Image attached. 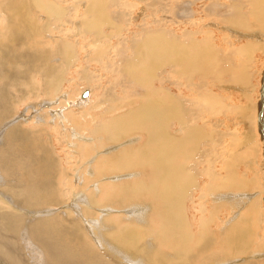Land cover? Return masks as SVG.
<instances>
[{"label": "rangeland", "instance_id": "374dc122", "mask_svg": "<svg viewBox=\"0 0 264 264\" xmlns=\"http://www.w3.org/2000/svg\"><path fill=\"white\" fill-rule=\"evenodd\" d=\"M26 1L27 0H0V11H3L0 15V45L7 44V42L5 41L7 35L12 33H20L23 34L26 39H30L23 41V45L20 49L21 51L19 52V54L22 51L30 52L31 54H37L38 52H41L45 49L46 51L48 50L46 53V55H48L54 53V51L57 52V50L61 47L63 48V50L66 49L65 51L58 53L54 59H52L51 57V61H55H53L54 64H57V62L58 64L62 63V65H60L59 67V74L61 75V77L58 82L59 86L57 91L55 89H51V91H48V93L39 92L38 88L41 86L40 71L29 74L31 76L27 78L28 82H26L29 84L21 85H26L24 86L25 88L21 87V90H18L16 87V83L11 84L9 88V91L12 92V94L14 93L13 95L17 100V102L12 103V108L13 112L16 110L17 113L15 115L16 117L19 116L18 120L23 119L21 114H26L27 117H31L32 115H34L33 113H38L35 112L36 109H31V106L36 108L37 106L42 105L43 107L42 112L40 111L42 122H40L38 125L31 123H22V126L27 129L30 128L29 130L32 129L31 135L33 137L34 135H37L39 137L47 138L48 140L50 138L54 143L53 144L51 142H48L46 144L50 145L48 146L50 149L54 147L52 148V150H50L53 151V153H50L52 155L55 154L53 155L54 159L60 164L64 165V167L66 168L65 170L69 179V187H66L71 191V198L69 197V195H66L65 201L60 204L61 208L59 207V205L55 206L56 211L63 212L64 208L69 205V203L70 205L75 203L73 204L74 207L69 208L70 213L75 217H79L80 225L86 227L84 222H87L89 227L88 230H86L88 233L90 232L89 235L93 238L95 242L93 243L95 244V246L98 245V242L96 241H98L99 239L95 233V230L98 227H96V225L94 224L96 220L94 222L92 221L94 219L91 218L97 219L100 216L99 214L103 215L102 221L105 220L101 225L102 228L106 226L107 228L109 227V229H116V231L122 232V234L134 233L133 237H136L139 240L145 239L146 241H148L149 238L151 239L149 235L154 236V240L157 243L158 249L163 248L165 250H172L174 245L181 244L176 240H179L181 238V236L179 237L177 233H181L182 230H178L175 226V219L173 214L170 211H164L165 207L163 206V202H160L161 199L159 198V195L157 196V198H155L153 193H149L148 191L142 193L143 196L141 194L134 195L135 191H137L135 190L134 193L132 192L131 194L130 192H124V196L123 198H121L122 195L120 196V194H116V191L112 193L109 182H106L107 180H104L105 178H112L113 176L117 175L120 176V180H114L117 183L124 182L131 178H136L137 182H147L148 180V183H150L153 180L152 176L154 177L155 172L163 174V171H161L160 169H154V171H152L148 163H143L141 166L136 165L133 167V169L127 170L123 173H110V169H108L102 175H100V177L102 178L98 179L99 181L95 179V174H90L89 172L87 173V171H84L87 167L88 156H90L94 152L92 151L93 149L88 147V144L86 142L89 140V138L92 137V128H95L98 123L100 124V127L99 129L97 128V131L105 135V138L108 137V134H110L109 137H116V142L118 143L111 141L98 143L96 142L98 141L96 140V138L94 141H91L97 144H103L102 147H104V151L102 152L106 154L105 157H108L107 160L106 158H102L104 156L98 157L102 159H99L96 162L97 169L100 168L99 166L104 165L105 161H115V159L122 160L118 157L124 155L128 156H126V158L137 160L135 157L136 154L139 153L138 150L147 148V137L144 135V130L135 131L137 121L138 119H140L139 111L145 107L155 108L157 110V114L155 116V121L152 117L150 130L152 134L155 135L154 142H156V145L161 146L162 148L170 149V152L167 153V156H169L168 159H171L168 160V164L169 162L171 164H169L170 168L167 172V174L169 175L167 178L171 179L168 181V188L171 190L178 184L177 180H179V176L175 174L176 172L171 171L172 167L175 168V166L178 164L181 165V163H188L189 165L187 164L188 166L186 169L190 168L191 171H189V174H191V178H193V182L190 180L191 185L193 186L192 190H190L189 184L186 187L187 189L184 187L181 188V202L178 203L175 201H169L168 203V208L172 207L175 211L176 209H180L181 215L185 217L184 223L185 220L188 223H186V226L189 240L181 245L184 246V251L186 252L190 249L195 248L194 254L196 255V258L191 263L201 264V260L204 257L203 253H205L207 257L209 256V261L211 260L209 258H216L219 256L218 254H221L224 255V259L228 256H241L236 259L238 260V263L236 264H245L249 260L257 264H264V0H39V2L35 5L36 9H34L32 4L30 3V10L27 11V13L26 11L23 13L22 7H24ZM229 1L231 3H229ZM75 3L77 4V6L72 7L73 5H75ZM51 4H56V7H54L56 10V15L50 12L47 14V19L44 20L42 14H46L45 9H51L53 7ZM15 10H19V13L12 16ZM87 10L89 12L84 14ZM21 13H23L24 15L19 16V14ZM92 13L96 14L97 18H95V15L93 16ZM60 14H62L61 17H59ZM115 14L119 16H116ZM10 16L12 17V19H10ZM38 16H40V19L38 18ZM254 16H256L257 19H254ZM93 17L94 20L92 19ZM104 18H107V22L103 21L106 20ZM108 18L112 19H109L108 21ZM239 18H241L242 20H239ZM133 19L136 21H134ZM124 20L127 24L124 23ZM98 21H100L101 23ZM89 22L91 25H89ZM97 22L99 23V25ZM76 23L77 25L79 23L80 24L77 26ZM93 23L94 26L92 25ZM105 24L107 26H105ZM109 24H113L111 25L112 27L108 26ZM235 24L237 32L241 31V35L233 33L230 29V27H232L236 30ZM226 25L230 30L226 28ZM96 26L100 30L98 34H96L99 31ZM118 26L120 27L119 29ZM39 28H41V31H39ZM89 29L92 32L94 31L93 34ZM107 33L109 34V36H107ZM83 34L85 37L83 36ZM92 36L93 38L91 39ZM160 38L163 39L162 42ZM152 45H154L152 52L155 51L154 53L159 55L154 59L149 58V53H142L144 48H151ZM189 45L191 46V48ZM249 45L251 47L250 52L252 51L251 53H253V56L249 58L248 61H246L243 59L242 55L245 51L243 48ZM183 49L185 51H183ZM172 51L173 53H171ZM161 52L165 54L164 57ZM238 53L240 56L238 55ZM137 54L139 57L137 56ZM165 58L167 59L166 61L163 60ZM195 58L197 60L193 61L192 59ZM221 60H223V62ZM178 61L180 62L178 63ZM196 62L199 63V70L210 68L209 70L211 71L218 70V73L222 72V79H219V81L222 82H215L212 84V82H214L213 78H205L203 80L199 79L200 77L198 72L192 73L193 78L190 80L189 76L191 74L184 75L182 72H191V67ZM149 63L151 66L149 65ZM162 63L165 64L164 67H162ZM244 63L251 69L249 73H244V76L241 75L240 80V78H237L239 76L235 74L233 69H236V67L237 70L241 68L244 72V70H246V67L242 65ZM14 66L15 68H17L19 64L15 63ZM145 68H148V70L150 71L152 69L151 76L142 77L145 74L142 69ZM133 69L136 70H134L133 72ZM137 73L139 76L137 75ZM141 73L142 76H140ZM135 74L136 76L134 77ZM137 76L138 78H141L138 79ZM117 77H119V79ZM132 77L134 78V80L132 79ZM231 77H234L233 79H231V81L233 82L237 78V81H235L236 83H230L229 78ZM223 78L225 80H228H226L227 82L224 81L225 84L223 82ZM243 79L248 82L245 83ZM48 80L51 81V77H48L47 81ZM121 80L122 82H120ZM198 80L199 82L202 81V83L204 81V85H200L202 89H198L196 86V82ZM123 81L126 82L123 83ZM134 82L136 83L135 85ZM1 83H3V81L0 80V84ZM217 84H219L220 86H217ZM243 86L246 88H244ZM248 86L249 88H247ZM127 87L129 89H127ZM146 87L150 88L146 89ZM158 87H160L161 89ZM205 87L211 89L214 92V100L202 94ZM83 89L88 90V95L90 94V97H80V94L84 91ZM161 90H163V92ZM247 90H249L248 92L250 94L248 93V95L246 94L247 96H244V92H246ZM22 92H25L24 96L22 95ZM60 92H68L66 93V96L69 99H78V97H80L79 99H81L80 101H82L83 104H81L80 106L75 105L70 109H66L64 103L62 102L63 100L59 98L61 97L59 96ZM146 92L147 94H145ZM106 93H108L107 96H114L119 99L115 102H107L106 106L108 105V107H112V109L105 113H102L103 107H101L100 109L98 108L96 111L89 110L94 106L95 98L98 95L106 96ZM149 94H153L154 97H151V95ZM138 95H140V97H138ZM156 95H161V97H157ZM133 97L135 99L134 101H132L133 99H131ZM245 97L247 99H245ZM128 98L132 101V103L129 102L130 100ZM45 99L52 100L53 103L51 105L55 107L59 115L61 114L60 117L55 116L54 114H51L52 117L50 116V106L45 107L43 105L44 102H46L44 101ZM84 101L86 105L84 104ZM16 103L18 104L16 105ZM169 104L173 107L171 115L168 113L167 109L169 108ZM28 105H30V107ZM24 106L26 107L25 109L23 108ZM149 111L151 112V114H153V111ZM86 112L89 114V117L88 115H86ZM173 112L175 115L173 114ZM124 114L127 116H124ZM20 116L22 118H20ZM43 116H46L47 118L45 119ZM49 117H51L53 120ZM181 117L182 119L183 117L186 118L183 119L186 120V124H184V126L187 124L191 125L192 123H195L196 125H199L201 127L199 130L195 128V132H198V135L200 137V140H197L196 143H190L191 141L190 138H188V131H185L186 129L182 126V124H178L179 122H183V120L181 121ZM103 119H106L107 122L106 120H104L103 122ZM65 120L67 122H65ZM108 120H110L109 123L114 122V125L109 124ZM122 120L124 122H122ZM156 120L160 124H162L163 134H165L170 139L164 141L161 138L160 134L162 131L158 132L157 124H155L157 122ZM120 121L123 123L124 131H121L123 129H120V127L122 128V123ZM126 122L129 127L128 129L126 128ZM132 123L134 124L132 125ZM93 124L95 127L93 126ZM48 126L51 127H49L51 130L47 128ZM112 127L115 128L113 129ZM55 130H57V133ZM75 130L77 132H75ZM114 131H119L117 133L118 136H116L117 134H115L116 132L114 133ZM170 131L173 132L170 133ZM46 133L47 135H51L47 136ZM203 133H206V135L204 134L205 137L203 136ZM80 135H82L83 137H81ZM79 137L82 139H80ZM117 137L119 138L117 139ZM182 137L183 140L181 142ZM124 142L128 143L121 145V143ZM113 144L116 147H114ZM81 147L85 148L82 149ZM111 147L114 148L112 149ZM117 149L119 150L117 151ZM107 150H109V152ZM111 151L113 154L111 153ZM76 155L79 157H77ZM94 155L92 157H96V154ZM151 158L152 157H150L149 159L152 160L153 158ZM207 159L209 160L207 161ZM231 161L235 163H232ZM80 169H82V171H80ZM128 172H130L129 175ZM135 172L140 173L137 174ZM169 172H172L173 174H170ZM86 174L87 176L92 178V184L90 185L88 183V186L85 185L83 187L81 185L83 184L84 180L88 182ZM226 176L229 180L226 178ZM223 178H225L226 180H224ZM101 181L105 182H102V184L99 185ZM230 181L232 182V185L230 184ZM95 182H97V184L100 186L98 187V193L95 200L97 202H99L98 200H100L104 204L103 200L106 199V203L103 205V207L105 206L109 209L112 208L111 210L106 212L107 215L104 214L103 210H101V208H103L102 206L100 207L92 205V203H87L86 198H84V196L87 197L88 195H90L91 188L87 193L88 187H92ZM221 182H224L227 186L223 187L224 184ZM214 185L220 186L217 195L215 194V190L211 189V187H214ZM147 190H149V187ZM95 192H97V190ZM243 193H245V195H243ZM98 194L103 196H100L101 198H99L97 197ZM229 194H231V196ZM222 195H224V197ZM246 195H250L252 198H249L247 200L248 197ZM258 195L259 197H261L260 199ZM77 197H80V199L76 200ZM216 200L220 201L217 202ZM256 200L260 201L261 203L257 202ZM132 204L139 205V210H134V212H131L134 209V206H132ZM231 205H233L234 207H231ZM86 208H89L90 211L92 210V214L89 213L91 217L85 214V216H81L80 213H77L78 211L83 212V210H86ZM44 209L47 210L48 208ZM140 210L144 211L137 218L136 214ZM152 210L154 213L152 212ZM75 211L76 213H74ZM43 212L44 211L42 210L39 213ZM141 216L145 218L147 222L141 223L139 221ZM84 217L85 219H83ZM231 217L235 218L232 219ZM201 221L202 224H200ZM206 228H208L207 231H205ZM147 229L151 230V234L146 233ZM183 232L186 233V230H184ZM106 235H108V233H106ZM242 235H246V240H250L247 242L249 243L248 245L250 248H248L244 254H241L239 250L240 248L237 247L235 250L236 254L230 255V250L223 246V244L226 243L225 240H227L228 238V240H239V237H242ZM168 238L170 241L165 242V239ZM198 240H213V244L211 245L212 247L210 246L208 252L207 250L202 252V241ZM18 241L20 244L23 242L22 240L21 242L20 240ZM16 243L17 247H19L20 249H18L17 247L14 248L13 246L12 251L18 257H20V261L23 260L21 261V263L23 262L22 264H34V262H36L35 264H37V261L39 259V261L42 262L41 257L38 254L39 250L34 244L33 245L37 249V252L33 254L29 246H26L27 243L23 242V244L25 245L24 246L23 244H21L23 245V247L18 244V242ZM98 246L100 247V245ZM101 246L104 247L103 245ZM18 250H21V252H23V255L18 252ZM27 253L31 258H33V260L29 256L27 257ZM210 253H212L213 255ZM214 253L218 256H215ZM245 256L249 258L247 259ZM35 257L37 261L34 259ZM3 259L4 258L0 256V264H8V262ZM24 259L27 260L25 261ZM39 261L38 264H41V262ZM116 261L118 263L124 264L121 255L117 256ZM205 261L208 263L207 260ZM125 263H129V260H127L126 258Z\"/></svg>", "mask_w": 264, "mask_h": 264}, {"label": "bare ground", "instance_id": "6f19581e", "mask_svg": "<svg viewBox=\"0 0 264 264\" xmlns=\"http://www.w3.org/2000/svg\"><path fill=\"white\" fill-rule=\"evenodd\" d=\"M39 0H27L24 4V7H22V11L23 13L26 11L30 10V3L32 4L33 8L36 9V3H38ZM199 2V1H198ZM218 2V1H217ZM240 2V1H239ZM62 3V2H61ZM78 3V2H76ZM75 3V5H73L72 7H76L77 4ZM150 3V2H149ZM229 3H231L229 1ZM228 3V5H229ZM233 3V2H232ZM253 3V2H251ZM60 4V3H59ZM166 4V3H165ZM240 4V3H239ZM43 5V4H42ZM53 7L51 9L47 8L45 9L46 14H42L44 17V20L47 19V14L48 13H53L54 15H56V10L54 7H56V4L53 5L51 4ZM84 5V4H83ZM180 5V4H179ZM90 6V5H89ZM116 6V5H115ZM9 7V6H8ZM50 7V6H49ZM64 7V6H63ZM68 7V5H67ZM84 7V6H83ZM82 7V8H83ZM202 7V6H201ZM6 8V7H5ZM10 8V7H9ZM89 8V7H88ZM93 8V7H92ZM154 8V7H153ZM221 8V7H220ZM241 8V7H240ZM11 9V8H10ZM159 9V8H158ZM179 9V8H178ZM14 10V9H13ZM253 11V10H252ZM3 11H0V15ZM89 11L87 10L84 14L88 13ZM96 12V11H93ZM19 10H15L14 13L12 14H18ZM21 13L19 14V16H23L24 14ZM68 13V12H67ZM154 13V12H153ZM163 13V12H162ZM216 13V12H215ZM71 14V13H70ZM69 14V15H70ZM93 14V13H92ZM121 14V13H120ZM218 14V13H217ZM216 14V15H217ZM27 15V14H26ZM95 15V16H94ZM109 15V14H108ZM116 15V14H115ZM258 15V14H257ZM263 15V14H262ZM28 16V15H27ZM62 14L59 15V17H61ZM91 16V15H90ZM93 16L95 18L96 14H93ZM98 16V15H97ZM101 16V15H100ZM110 16V15H109ZM119 16V15H116ZM238 16V15H237ZM11 17V16H10ZM94 17L92 18L94 20ZM105 17V16H104ZM108 17V16H107ZM112 17V15H111ZM211 17V16H209ZM254 19H257L256 16H254ZM260 17V16H259ZM38 18L40 19V16H38ZM119 18V17H118ZM121 18V17H120ZM201 18V17H200ZM213 18V17H212ZM219 18V17H218ZM12 19V17L10 18ZM91 19V18H90ZM91 19V20H92ZM103 19V17H102ZM106 20H103L104 22H107V18H104ZM109 19L112 18H108ZM123 19V18H122ZM127 19V18H126ZM131 19V18H130ZM216 19V18H215ZM230 19V18H229ZM241 18H239L240 20ZM89 20V19H88ZM96 20V19H95ZM134 20V19H133ZM234 20V19H233ZM242 20V19H241ZM245 20V18H244ZM263 20V19H262ZM261 20V21H262ZM113 21V20H110ZM120 21V20H119ZM129 21V20H128ZM136 21V20H134ZM133 21V22H134ZM142 21V20H141ZM208 21V20H207ZM226 21V20H225ZM95 22V21H94ZM100 22V21H98ZM97 22V23H98ZM115 22V21H114ZM121 22V21H120ZM127 22V21H126ZM153 22V21H152ZM101 23V22H100ZM109 23V22H108ZM107 23V24H108ZM123 23V22H122ZM125 23V20H124ZM40 24V23H39ZM72 24V23H71ZM80 24V23H79ZM78 24V25H79ZM117 24V23H116ZM127 24V23H125ZM129 24V23H128ZM77 25V23H76ZM75 25V26H76ZM77 25V26H78ZM89 25L90 22H89ZM88 25V26H89ZM94 26V23L92 24ZM99 25V23H98ZM104 25V24H103ZM113 25V24H111ZM110 24L108 26H111ZM121 25V24H120ZM135 25V24H134ZM138 25V24H137ZM76 26V27H77ZM105 26H107L105 24ZM115 26V25H114ZM124 26V25H123ZM130 26V25H129ZM140 26V25H139ZM229 26V25H228ZM244 26V25H243ZM39 27V26H38ZM112 27V26H111ZM110 27V28H111ZM117 27V25H116ZM141 27V26H140ZM139 27V28H140ZM154 27V26H153ZM201 27V26H200ZM222 27V26H221ZM82 28V27H80ZM97 28V26H96ZM120 27L118 26V29ZM143 28V27H142ZM227 28V25H226ZM229 28V27H228ZM227 28V29H228ZM235 28H236V24H235ZM256 28V27H255ZM87 29V28H85ZM91 29V26H90ZM89 29V30H90ZM95 29V28H94ZM98 29V28H97ZM96 29V31H97ZM105 29V28H104ZM116 29V28H115ZM122 29V28H121ZM149 29V28H148ZM230 29L232 30L233 33L239 34L241 35V31L237 32V28L236 30L232 27H230ZM228 29V30H230ZM239 29V28H238ZM259 29V28H258ZM93 30V29H92ZM99 30V29H98ZM113 30V28H112ZM152 30V29H151ZM150 30V31H151ZM256 30V29H255ZM39 31H41V28H39ZM91 31V30H90ZM89 31V32H90ZM95 31V32H96ZM104 31V30H103ZM108 31V30H107ZM142 31V30H141ZM144 31V30H143ZM258 31V30H257ZM83 32V31H82ZM92 32V31H91ZM94 32V31H93ZM92 32V34H93ZM100 32V30L96 33L98 34ZM121 32V31H120ZM102 33V32H101ZM100 33V35H101ZM113 33V32H112ZM117 33V32H116ZM133 33V32H132ZM137 33V32H136ZM148 33V32H147ZM231 33V32H230ZM77 34V33H76ZM85 34V32H84ZM83 34V36H84ZM103 34V33H102ZM108 34V33H107ZM131 34V33H130ZM160 34V33H159ZM120 35V34H119ZM82 36V37H83ZM109 36V34L107 35ZM121 36V35H120ZM85 37V36H84ZM95 37V36H94ZM88 38V37H87ZM93 38V36L91 37V39ZM102 38V37H101ZM105 38V37H104ZM129 38V37H128ZM138 38V36H137ZM30 38H25L23 34L20 33H12L7 35V37L5 38V41L7 42V44H1L0 45V80L3 81V83L0 84V256H2L7 262L8 264H22L21 260L20 261V257H18L13 251V246L14 248L17 247V243H19L18 240H21L26 244V246H29V248L31 249V251L33 252V254L35 252H37V249L39 250L38 254L41 257V261H39V257H38V261L41 262V264H121L118 263L116 261L117 256L121 255V257L123 258L124 264H192L191 262L193 260H195L196 255L195 253V248L188 250L187 252L184 251V246L181 244H184L187 240H189L188 238V233H187V222L185 220L184 223V219L185 217L183 215H181V210L180 209H176V211L172 208L169 207L168 208V203L169 201H175L180 203L181 202V197H182V190L181 188L184 187L186 188L189 184V188L190 190H192V185L190 180L193 182V178H191V174H189L190 168L186 169L188 165L185 163H181V165H174L175 168L172 167V172H176L175 174L177 176H179V180H177V186L173 187L171 190L168 188L167 184L168 181L171 179H168L167 177L169 176L167 174V172L169 171V164H168V159L169 156H167V153L170 152L169 148H162L161 146L156 145L155 141V135L152 134L151 130H150V124L152 121V117L155 121V116L157 114V110L155 108H149V107H145L142 108L139 111V117L140 119H138L137 121V126H136V130L135 131H141L144 130V135L147 137V148H142L141 150H138L139 153L136 154V159H131V158H126L127 155L118 157L119 159L122 160H116L115 161H105L104 165L99 166L100 168L97 169L96 167V162L102 158H106V160L108 159V157H105V153H103L102 151L104 147L103 144H97L95 142H91L94 141L95 138L96 142L100 143L103 142L105 143V141H111V142H116V137L114 138V136H110V134H108V137L105 138V135L101 134L100 132L97 131V128L99 129L100 124L98 123L96 125L95 128H92V137L89 138V140L86 142L88 144V147H90L91 149H93L92 151L93 154H91L90 156H88V162H87V167L84 171H87V173L89 172L90 174H95V179H100L102 177H100V175H102L105 171H107L108 169H110V173H123L127 170L133 169L134 166H141L143 163H148L150 169L152 171H154V169H160L161 171H163V174H159V173H154V177L152 176L153 180L148 183L146 181H141V182H137L136 178H131L129 180H126L124 182L121 183H117L114 180H120V176H113L112 178H105L104 180H107L106 182H109L110 187H111V191L112 193L116 191V194H120V196L122 195L121 198H123L124 196V192H130V194L135 190L134 195L136 194H141L148 191L149 193H153L154 197L157 198V196L159 195V198L161 199L160 202H163V206L164 211H170L175 219V226L177 227L178 230H182L181 233L178 232V236L181 238L179 241L181 244L179 245H174L172 250H165L163 248L158 249L157 247V243L154 240V236H151V239L149 238L148 241H146L145 239L143 240H139L134 236V233H127V234H122V232L116 231V229H109V227L107 228L106 226L104 228L101 227V225L103 224L102 221L103 220V215L99 214V218L95 219V218H91L94 219L92 221L96 222L94 223L96 225V227H98L95 230L96 235L98 236V245H100V247L97 245L95 246V242L93 240L92 237H90L89 233L87 232L89 225L87 224V222L85 223L84 227L83 225H80L79 222V217H75L70 213L69 208L74 207L73 204L67 205L64 208L63 212L60 211H56V207L57 205L62 204L65 199H66V195L71 194V191L69 190V188H67L66 186H68V175L66 173V168L64 167V165L60 164L59 162H57L53 155L55 154H51L53 153L52 147L51 149L48 147L50 146L49 144L46 145L48 142H52V140L49 138V140L47 138L44 137H39L37 135H34V137L31 135V130L25 128L22 126V123H31V124H36L38 125L41 121V112L43 110L42 105L37 106L36 108H34L33 106H31V109H36L35 112H38L37 114L33 113L34 115H32L31 117H27L26 114H21V116L23 117V119L18 120L19 116L16 117V110L13 112V104L17 102L16 98L14 97V93L12 94V92L9 91V88L11 86V84H15L16 83V87L18 90H21V87L25 88L24 86H21L23 84H29L26 83L28 82L27 78L30 77L31 75H29L30 73L33 74L34 72H38L40 71V77H41V86L38 88L39 92L41 93H48V91H51V89H55L57 91L58 89V82L60 80L61 75L59 74V67L60 65H62V63L58 64H54L53 61H51L52 59L55 58V56L62 52L65 51L63 50V48L61 47L60 49L57 50V52L54 51V53L52 54H48L46 55L47 51L44 49L41 52H38L37 54H31L30 52H25L22 51L20 54L19 52L21 51L20 49L22 48L23 45V41H26ZM98 39V38H96ZM156 39V38H155ZM161 39V38H160ZM249 39V38H248ZM163 39H161L162 42ZM76 41V40H75ZM105 42V41H104ZM134 42V41H133ZM231 42V41H230ZM65 43V42H64ZM103 43V42H102ZM148 43V42H147ZM156 43V42H155ZM164 43V42H163ZM162 43V44H163ZM66 44V43H65ZM97 44V43H96ZM104 44V43H103ZM106 44V43H105ZM165 44V43H164ZM241 44V43H240ZM139 45V44H138ZM150 45V44H149ZM233 45V44H232ZM95 46V45H94ZM153 46L150 47H146L143 50V54H147L149 53V58L150 59H154L155 57L159 56L158 54L154 53L155 51L152 52L153 50ZM161 46V45H159ZM188 46V45H187ZM190 46V45H189ZM195 46V45H194ZM243 46V44H242ZM157 47V46H156ZM184 47V46H183ZM259 47V46H258ZM137 48V47H135ZM191 48V46H190ZM124 49V48H123ZM198 49V48H197ZM245 51L243 52V59L248 61L249 58H251L253 56V53L250 52V45L249 46H245L243 48ZM253 49V48H252ZM125 50V49H124ZM237 50V49H236ZM235 50V51H236ZM239 50V49H238ZM257 50V49H256ZM255 50V51H256ZM98 51V50H97ZM140 51V50H139ZM183 51H185L183 49ZM187 51V50H186ZM33 52V51H32ZM124 52V51H123ZM136 52V51H135ZM163 52V51H162ZM161 52V53H162ZM173 53V51L171 52ZM242 53V52H241ZM133 54V53H132ZM142 54V55H143ZM52 55V56H50ZM69 55V54H68ZM163 57L165 54H163ZM170 55V54H169ZM239 55V53H238ZM62 56V55H61ZM130 56V55H129ZM138 56V54H137ZM144 56V55H143ZM142 56V57H143ZM240 56V55H239ZM52 57V59H51ZM60 57V56H59ZM69 57V56H68ZM131 57V56H130ZM139 57V56H138ZM162 57V56H161ZM70 58V57H69ZM136 58V56H135ZM63 59V58H60ZM122 59V58H121ZM129 60V59H128ZM135 60V59H132ZM131 60V61H132ZM141 60V59H140ZM160 60V58H159ZM164 61H166L167 59H163ZM197 60L195 59H192ZM219 60V59H218ZM243 60V61H244ZM223 62V60H221ZM251 61V60H250ZM144 62V61H143ZM149 62V61H148ZM180 61H178L179 63ZM220 62V61H219ZM18 63L19 66L17 68H15L14 64ZM126 63V62H125ZM132 63V62H131ZM134 63V62H133ZM137 63V62H136ZM151 63V62H150ZM149 63V65H150ZM246 63V62H245ZM242 64L246 67V70H243L240 68L237 70L233 69V71L235 72V74L240 78L241 75L244 76V73H249L250 69L248 65L246 64ZM65 64V63H64ZM222 64V63H220ZM224 64V63H223ZM66 65V64H65ZM137 65V64H136ZM141 65V64H140ZM241 65V64H240ZM118 66V65H117ZM151 66V65H150ZM165 64L162 63V67H164ZM228 66V65H227ZM136 67V66H135ZM139 67V65H138ZM221 67V66H220ZM239 67V66H238ZM174 68V67H173ZM172 68V69H173ZM191 72H182L184 75H190L189 79L191 80L193 78L192 73L194 72H198L199 73V79H205V78H213L214 82H222L219 81V79L221 78V74L222 72L218 73V70H209V69H200L199 70V63L196 62L192 67H191ZM226 68V66H225ZM234 68V67H233ZM125 70V69H124ZM136 69H133V72ZM141 70V67H140ZM144 71V74L142 76V73L140 76L144 77H148L152 75V69L151 71L148 70V68L146 69H142ZM163 70V69H162ZM222 70V69H221ZM229 70V69H228ZM92 71V70H91ZM211 71V72H210ZM231 71V70H230ZM142 72V71H141ZM125 73V72H124ZM127 73V72H126ZM133 74V73H132ZM63 75V74H62ZM94 75V74H93ZM138 75V73H137ZM225 75V74H224ZM233 75V74H232ZM231 75V76H232ZM235 75V76H236ZM35 76V75H34ZM37 76V75H36ZM132 76V75H131ZM136 76V74L134 75V77ZM139 76V75H138ZM137 76V78H138ZM230 76V75H229ZM234 76V77H235ZM48 77H51V81H47ZM64 77V76H63ZM233 77V78H234ZM98 78V77H97ZM110 78V77H109ZM119 79V77H117ZM141 77H139L138 79H140ZM232 77L229 78L230 83L233 82L231 81V79H233ZM237 78L235 81H237ZM39 79V78H38ZM65 79V78H64ZM102 79V78H101ZM116 79V78H115ZM132 79L134 80V78L132 77ZM149 79V78H147ZM146 79V81H147ZM227 80V79H226ZM223 78V82L226 81ZM241 80V78H240ZM244 80V79H243ZM228 81V80H227ZM226 81V82H227ZM234 81V82H235ZM250 81V80H249ZM117 82V81H116ZM122 82V80L120 81ZM126 81H123V83ZM138 82V81H136ZM142 82V81H141ZM140 82V83H141ZM233 82V83H234ZM245 83H247L248 81H245ZM122 83V84H123ZM144 83V82H143ZM149 83V82H148ZM236 83V82H235ZM136 83L134 82V85ZM150 84V83H149ZM148 84V85H149ZM193 84V83H192ZM225 84V82H224ZM250 84V83H249ZM90 85V84H89ZM119 85V84H118ZM121 85V84H120ZM124 85V84H123ZM132 85V84H131ZM130 85V86H131ZM139 85V84H138ZM147 85V86H148ZM200 85H204V81L202 83V81L199 82V80L196 82V86L198 89H202L200 87ZM219 84H217L218 86ZM35 86V85H34ZM122 86V85H121ZM120 86V87H121ZM125 86V85H124ZM133 86V85H132ZM140 86V85H139ZM187 86V84H186ZM220 86V85H219ZM134 87V86H133ZM151 87V86H150ZM150 87H146V89L150 88ZM222 87V86H221ZM244 87V86H243ZM253 87V86H252ZM34 88V87H33ZM136 88V87H135ZM141 88V87H140ZM156 88V87H155ZM154 88V89H155ZM160 88V87H158ZM220 88V87H219ZM241 88V87H240ZM246 88V87H244ZM249 88V86L247 87ZM94 89V88H93ZM127 89H129L127 87ZM144 89V88H143ZM161 89V88H160ZM169 89V88H168ZM243 89V88H242ZM33 90V89H32ZM84 90V89H83ZM92 90V89H91ZM123 90V89H122ZM132 90V89H131ZM145 90V89H144ZM246 90V89H245ZM251 90V89H249ZM246 92H242L244 94V96L248 95V91ZM85 91V90H84ZM87 94L85 97H90V94L88 95V90L86 89ZM105 91V90H104ZM127 91V90H126ZM130 91V90H129ZM128 91V92H129ZM159 91V89H158ZM163 92V90H161ZM160 91V92H161ZM131 92V91H130ZM136 92V91H135ZM68 93V92H66ZM66 93H62L60 92L58 95L61 96L59 98H61L65 105V108L70 109L72 106L75 105H81L83 104L82 101H80L81 99H79L81 97H78V99H69L66 96ZM78 93V92H77ZM127 93V92H125ZM169 93V92H168ZM25 92H22V95L24 96ZM147 94V92L145 93ZM144 94V95H145ZM157 94V93H156ZM203 95H206L208 97H210L211 99L214 100V92L209 89V88H204V91L202 92ZM216 94V93H215ZM218 94V93H217ZM242 94V95H243ZM247 94V95H246ZM250 94V93H249ZM103 95V94H102ZM108 93H106V96H97L95 98V103L94 106L91 107L89 110H97L98 108L100 109L101 107H103L102 113L108 112L112 109V107H108V105L106 106L107 102H115L119 99H117L114 96H107ZM111 95V94H110ZM131 95V94H130ZM151 95V94H149ZM148 95V96H149ZM176 95V94H175ZM200 95V94H198ZM20 96V95H19ZM79 96V95H78ZM94 96V93H93ZM153 96V94L151 95V97ZM157 97H161L156 95ZM202 96V95H201ZM216 96V95H215ZM258 96V95H257ZM77 97V96H76ZM83 97V98H85ZM130 97V96H129ZM136 97V96H135ZM138 97H140V95H138ZM154 97V96H153ZM82 98V97H81ZM163 98V95H162ZM129 99V98H128ZM133 99L132 101H134V97L131 98ZM160 99V98H157ZM245 99H247L245 97ZM250 99V98H249ZM43 100V99H42ZM85 100V99H83ZM130 100V99H129ZM154 100V99H151ZM156 100V99H155ZM179 100V99H178ZM182 100V99H181ZM260 100V99H259ZM46 102H44V106H50V116L52 117L51 114H54L55 116L60 117L59 113L56 111L55 107H53L51 104L53 103L52 100H44ZM122 101V100H121ZM126 101V100H125ZM132 101L130 100L129 102L132 103ZM170 101V99H169ZM168 101V102H169ZM119 102V101H118ZM153 102V101H152ZM48 103V104H46ZM120 103V102H119ZM127 103V102H125ZM155 103V102H154ZM18 103H16L17 105ZM40 104V103H39ZM85 104V101H84ZM183 104V103H182ZM63 105V106H64ZM86 105V104H85ZM30 107V105H28ZM162 106V105H161ZM168 106V104H167ZM175 106V105H174ZM191 106V105H190ZM213 106V105H212ZM21 107V106H20ZM187 107V106H186ZM234 107V106H233ZM243 107V106H242ZM245 107V106H244ZM24 109L26 108L25 106L23 107ZM164 108V107H163ZM190 108V107H189ZM218 108V107H217ZM263 108V107H262ZM153 111V114H151V112L149 110ZM168 109V113L171 115V111H173V107L170 106L169 104V108ZM213 109V108H212ZM219 109V108H218ZM234 109V108H233ZM58 110V109H57ZM63 110V109H62ZM121 110V108H120ZM163 110V109H162ZM188 110V108H187ZM245 110V108H244ZM31 111V110H30ZM33 111V110H32ZM41 111V112H40ZM59 111V110H58ZM130 111V110H129ZM164 111V110H163ZM175 111V110H174ZM243 111V110H242ZM69 112V111H68ZM72 112V111H71ZM88 112V111H87ZM86 112V115L89 114ZM101 112V111H100ZM190 112V111H189ZM246 112V111H245ZM248 112V111H247ZM31 113V112H30ZM133 113V112H132ZM182 113V112H181ZM185 113V112H184ZM188 113V112H187ZM186 113V115H187ZM218 113V112H217ZM223 113V112H222ZM235 113V112H234ZM85 114V113H84ZM174 114V112H173ZM179 114V113H178ZM208 114V113H207ZM243 114V112H242ZM261 114V113H260ZM15 115V116H14ZM85 115V116H86ZM94 115V114H93ZM175 115V114H174ZM262 115V114H261ZM20 116V118H22ZM124 116H127L124 114ZM183 116V115H181ZM216 116V115H215ZM219 116V114H218ZM45 119L47 118L46 116H43ZM49 117V118H51ZM211 117V115H210ZM260 117V116H259ZM54 118V117H53ZM92 118V117H91ZM115 118V117H114ZM131 118V117H130ZM176 118V117H174ZM188 118V117H187ZM262 118V117H261ZM52 119V118H51ZM125 119V118H124ZM178 119V117H177ZM183 119H186L185 117H183ZM181 117V121L183 120ZM194 119V118H193ZM217 119V118H216ZM264 119V118H263ZM43 120V119H42ZM53 120V119H52ZM106 119H103V122ZM118 120V119H117ZM126 120V119H125ZM162 120V119H161ZM180 120V119H179ZM190 120V119H189ZM260 120V119H259ZM49 121V120H48ZM110 120H108L109 123ZM157 121V120H156ZM185 121V122H184ZM50 122V121H49ZM53 122V121H52ZM65 122H67L65 120ZM107 122V120H106ZM105 122V123H106ZM121 122V121H120ZM122 122H124L122 120ZM121 122V123H122ZM51 123V122H50ZM169 123V122H168ZM172 123V122H170ZM189 123V122H188ZM192 123V122H191ZM66 124V123H65ZM109 124H113V123H109ZM134 123H132L133 125ZM157 124V128H158V132H161L160 136L161 138L166 141L168 139H170L169 137H167L165 134H163V128H162V124H160L158 121L155 123ZM176 124V123H175ZM178 124H182L183 127H185V131H188V138H190V143H196L197 140H200V137L198 135V132H195V128H197L198 130L201 128L199 125H196L195 123L191 124V125H185L186 124V120H183V122H179ZM264 124V123H263ZM46 125V124H45ZM62 125V123H61ZM111 125V126H113ZM120 125V124H119ZM122 128L120 127V129H123V123L121 124ZM127 125V129L128 124L126 122ZM124 125V126H126ZM51 126V125H50ZM50 126H48L47 128H49ZM72 126V125H71ZM109 126V125H108ZM107 126V127H108ZM176 126V125H175ZM262 126V125H261ZM53 127V126H52ZM56 127V125H55ZM60 127V126H59ZM110 127V126H109ZM116 127V126H115ZM114 127V128H115ZM46 128V127H45ZM51 128V127H50ZM49 128V129H50ZM54 128V127H53ZM90 128V127H89ZM113 128V127H112ZM113 128V129H114ZM118 128V125H117ZM182 128V127H181ZM44 129V128H42ZM70 129V128H69ZM81 129V128H80ZM79 129V130H80ZM102 129V127H101ZM119 129V130H120ZM171 129V128H170ZM39 130V128H38ZM47 130V129H46ZM51 130V129H50ZM77 130V129H76ZM75 130V132H77ZM87 130V129H86ZM107 130V129H106ZM172 130V129H171ZM174 130V129H173ZM35 131V130H34ZM42 131V130H41ZM45 131V130H44ZM48 131V130H47ZM57 133V130H55ZM85 131V130H83ZM112 131V130H110ZM121 131H124L121 130ZM120 131V132H121ZM181 131V130H180ZM184 131V133H185ZM205 131V129H204ZM39 132V131H38ZM52 132V131H51ZM59 132V131H58ZM68 132V131H67ZM88 132V131H87ZM90 132V131H89ZM116 132V133H115ZM119 131H114L115 134H117ZM173 131H170V133ZM202 132V130H201ZM53 133V132H52ZM60 133V132H59ZM71 133V132H70ZM91 133V132H90ZM111 133V132H109ZM113 133V134H114ZM183 133V132H182ZM49 134V133H48ZM64 134V133H63ZM84 134V133H82ZM112 134V135H113ZM168 134V133H166ZM173 134V133H172ZM206 135V133H203ZM47 135V133H46ZM51 135V134H50ZM47 135V136H50ZM77 135V134H76ZM120 135V134H119ZM174 135V134H173ZM72 136V135H71ZM79 136V135H78ZM77 136V137H78ZM81 137H83L82 135H80ZM118 136V134L116 135ZM202 136V135H201ZM255 136V135H254ZM259 136V135H258ZM56 137V135H55ZM61 137V136H60ZM63 137V136H62ZM70 137V136H69ZM74 137V136H73ZM72 137V138H73ZM76 137V136H75ZM140 137V136H138ZM184 137V136H183ZM183 137L181 138V142L183 140ZM205 137V136H204ZM80 138V137H79ZM119 137H117L118 139ZM122 138V137H120ZM202 138V137H201ZM68 139V138H66ZM76 139V138H75ZM82 139V138H80ZM88 139V138H86ZM115 139V140H114ZM139 139V138H138ZM71 140V139H70ZM101 140V141H100ZM124 140V139H123ZM175 140V139H174ZM251 140V138H250ZM55 141V139H54ZM64 141V140H63ZM119 141V140H118ZM176 141V140H175ZM203 141V140H202ZM70 142V141H69ZM67 142V143H69ZM50 143V144H51ZM71 143V142H70ZM114 143V144H115ZM128 143V142H126ZM121 143V145L126 144ZM169 143V142H167ZM176 143V142H175ZM54 144V143H53ZM113 144V145H114ZM159 144V143H158ZM247 144V143H246ZM56 145V144H55ZM71 145V144H70ZM69 145V146H70ZM77 145V144H76ZM79 145V144H78ZM109 145V144H108ZM118 145V144H117ZM195 145V144H194ZM73 146V144H72ZM145 146V145H144ZM252 146V145H251ZM66 147V146H65ZM64 147V148H65ZM78 147V146H77ZM80 147V146H79ZM114 147H116L114 145ZM114 147H111L112 149ZM142 147V146H141ZM169 147V146H168ZM82 148V147H81ZM85 148V147H83ZM82 148V149H83ZM109 148V147H108ZM120 148V147H119ZM197 148V147H196ZM69 149V148H68ZM73 149V148H72ZM213 149V148H211ZM63 150V149H62ZM66 150V149H65ZM119 149H117L118 151ZM122 150V147H121ZM206 150V149H205ZM86 151V150H84ZM106 151V149H105ZM109 152V150H107ZM116 151V152H117ZM174 151V150H172ZM51 152V153H50ZM57 153V152H55ZM112 153V151H111ZM123 153V152H122ZM198 153V152H197ZM217 153V152H216ZM221 153V152H220ZM62 154V153H61ZM79 154V153H78ZM83 154V153H82ZM94 154H96V157H92ZM110 154V153H109ZM113 154V153H112ZM215 154V153H214ZM223 154V153H222ZM74 155V154H73ZM88 155V154H87ZM200 155V154H199ZM218 155V154H217ZM258 155V154H257ZM77 156V155H76ZM95 156V155H94ZM99 156H104L102 158H98ZM113 156V155H110ZM109 156V157H110ZM115 156V155H114ZM130 156V155H129ZM176 156V155H175ZM225 156V155H224ZM247 156V155H246ZM79 157V156H77ZM128 157V156H127ZM133 157V156H132ZM152 157L150 160L149 158ZM82 158V157H81ZM113 158V157H112ZM125 158V159H124ZM171 158V157H170ZM234 158V157H233ZM244 158V157H243ZM257 158V157H256ZM61 159V158H60ZM216 159V158H215ZM227 159H228V155H227ZM232 159V158H229ZM87 160V159H86ZM114 160V159H113ZM209 159H207L208 161ZM244 160V159H243ZM252 161V160H251ZM256 161V160H255ZM72 162V161H71ZM82 162V161H81ZM186 162V161H185ZM232 162V161H231ZM235 163V162H232ZM64 164V163H63ZM68 164V163H67ZM72 164V163H71ZM76 164V163H75ZM174 164V163H173ZM86 165V164H85ZM171 165V164H170ZM78 166V165H77ZM225 166V165H224ZM231 166V165H230ZM73 167V166H72ZM75 167V166H74ZM228 167V166H227ZM80 168V167H79ZM78 168V169H79ZM226 168V167H225ZM77 169V168H76ZM84 169V167H83ZM69 170V169H68ZM159 170V171H160ZM215 170V169H214ZM70 171V170H69ZM76 171V170H75ZM80 171H82V169H80ZM140 171V170H139ZM160 171V172H161ZM221 171V170H220ZM225 171V170H224ZM229 171V170H228ZM232 171V169H231ZM230 171V172H231ZM171 172V173H172ZM213 172V171H211ZM79 173V172H78ZM130 172H128L129 175ZM135 173H140V172H135ZM170 173V172H169ZM170 173V174H171ZM216 173V171H215ZM214 173V174H215ZM247 173V172H245ZM88 174V175H90ZM173 174V173H172ZM212 174V173H211ZM228 174V172H227ZM210 175V174H209ZM245 175V174H244ZM74 176V174H73ZM92 176V175H91ZM134 176V175H133ZM171 176V175H170ZM173 176V175H172ZM77 177V176H76ZM107 177V176H105ZM109 177V176H108ZM131 177V176H129ZM218 177V176H216ZM238 177V176H237ZM74 178V177H73ZM81 178V177H80ZM86 178L88 179V182H86L84 180L83 184L81 186H88V183L91 185V177L87 176L86 174ZM173 178V177H172ZM196 178V177H195ZM194 178V179H195ZM213 178V177H212ZM226 178L228 179V177L226 176ZM243 178V177H242ZM72 179V178H70ZM75 179V178H74ZM224 180H226L225 178H223ZM222 179V180H223ZM233 179V178H232ZM143 180V179H142ZM188 180V182H187ZM196 180V179H195ZM211 180V179H210ZM218 180V179H217ZM223 180V181H224ZM229 180V179H228ZM227 180V182H228ZM242 180V179H241ZM74 181V180H72ZM99 181V180H98ZM97 181V182H98ZM76 182V181H75ZM97 182H95L93 184L92 187H88L87 193L91 188V193L90 195H88L87 197L84 196V198H86L87 203H92V205H96V206H102L106 203V199L103 200L104 204L102 203V201L98 200L99 202H97L95 200L96 195L98 193V187H100L99 185L102 184V182L105 181H101L99 183V185L97 184ZM231 182V181H230ZM247 182V181H246ZM171 183V182H170ZM217 183V182H216ZM224 184L223 187L227 186L225 185L224 182H221ZM72 184V182H71ZM74 184V183H73ZM98 186H97V185ZM218 184V183H217ZM228 184V183H227ZM232 185V182L230 183ZM80 185V184H78ZM121 185V186H119ZM219 185V184H218ZM218 185H214V187H211V189L215 190V194L217 195L218 193V189L220 186ZM234 185V184H233ZM242 185V184H241ZM245 185V184H243ZM72 186V185H71ZM218 186V187H217ZM222 186V185H221ZM69 187V186H68ZM73 187V186H72ZM149 187V190H147ZM196 187V186H195ZM228 188V187H227ZM75 189V188H74ZM82 189V188H81ZM87 189V188H86ZM105 189V188H104ZM187 189V188H186ZM223 189V188H222ZM238 189V188H237ZM78 190V189H77ZM97 190V192H95ZM110 190V188H109ZM221 190V189H220ZM226 190V189H225ZM224 190V191H225ZM83 191V190H82ZM81 191V192H82ZM158 191V193H157ZM231 191V190H230ZM223 192V191H222ZM232 192V191H231ZM102 193V192H101ZM109 193V192H108ZM185 193V192H184ZM227 193V192H226ZM74 194V193H73ZM111 194V193H110ZM127 194V193H126ZM254 194V193H253ZM150 195V194H149ZM231 196V194H229ZM241 195V194H240ZM239 195V196H240ZM243 195H245V193H243ZM78 196V195H77ZM82 196V195H80ZM101 195L98 194L97 197H100ZM128 196V195H127ZM140 196V195H139ZM143 196V195H142ZM224 197V195H222ZM226 196V195H225ZM247 196V195H246ZM108 197V196H106ZM110 197V196H109ZM116 197V195H115ZM132 197V196H131ZM138 197V196H137ZM141 197V196H140ZM247 200L249 198H252L250 195L247 196ZM259 197V195H258ZM71 198V197H70ZM125 198V197H124ZM221 198V197H220ZM229 198V197H228ZM261 197H259L260 199ZM74 199V198H73ZM77 199H80V197H77ZM104 199V198H103ZM114 199V198H113ZM141 199V198H140ZM256 199V197H255ZM121 200V199H120ZM135 200V199H134ZM139 200V199H138ZM221 200V199H220ZM218 200V201H220ZM238 200V199H236ZM115 201V200H114ZM132 201V200H131ZM143 201V200H142ZM217 201V200H216ZM217 201V202H218ZM225 201V200H224ZM229 201V200H228ZM227 201V202H228ZM257 201V200H256ZM123 202V201H122ZM120 202V203H122ZM260 202V201H257ZM234 203V202H233ZM261 203V202H260ZM112 204V203H111ZM110 204V206H111ZM140 204V203H139ZM231 204V203H230ZM89 205V204H88ZM87 205V206H88ZM129 205V204H128ZM131 205V204H130ZM170 205V204H169ZM183 205V204H182ZM114 206V203H113ZM134 209L131 212H134V210H139V205H133ZM143 206V205H142ZM145 206V205H144ZM233 205H231L232 207ZM63 207V205H62ZM95 207V206H94ZM118 207V206H117ZM129 207V206H128ZM127 207V208H128ZM205 207V206H204ZM203 207V208H204ZM234 207V206H233ZM237 207V206H235ZM44 208H48L47 210H45ZM61 208V207H60ZM85 208V207H84ZM125 208V207H124ZM226 208V207H225ZM239 208V207H238ZM262 208V207H261ZM51 209V210H49ZM96 209V208H95ZM112 209V208H111ZM107 207H103L101 208V210H103L104 214H106L107 211L111 210ZM141 209V208H140ZM143 209V208H142ZM149 209V208H148ZM229 209V208H228ZM233 209V208H232ZM237 209V208H236ZM44 211L43 213H39L41 211ZM58 210V209H57ZM77 210V209H76ZM117 210V209H116ZM214 210V209H212ZM216 210V209H215ZM92 211V210H91ZM90 209L86 208V210H83V212L78 211L77 213H80L81 216H85V215H89V213H91ZM144 210H140L139 212H137L136 216L137 218L140 216V214L143 212ZM224 211V210H223ZM72 212V211H71ZM153 212V210H152ZM76 213V211L74 212ZM101 213V212H100ZM154 213V212H153ZM228 213V212H227ZM232 213V212H231ZM230 213V214H231ZM234 213V211H233ZM85 214V215H84ZM92 214V213H91ZM119 214V213H118ZM107 215V214H106ZM128 215V214H127ZM228 215V214H227ZM238 215V214H237ZM94 216V215H93ZM113 216V215H112ZM120 216V215H119ZM122 216V215H121ZM89 217H91V215H89ZM95 217V216H94ZM118 217V216H116ZM218 217V216H216ZM187 218V215H186ZM220 218V217H219ZM232 218V217H231ZM235 218V217H234ZM232 218V219H234ZM250 218V217H249ZM85 219V217L83 218ZM90 219V218H89ZM217 219V218H216ZM230 219V218H229ZM82 220V218H81ZM108 220V219H107ZM106 220V221H107ZM131 220V218H130ZM228 220V219H227ZM251 220V219H250ZM139 221L141 223H145L147 222L145 218H143L142 216L140 217ZM226 221V220H224ZM82 222V221H81ZM112 222V221H111ZM187 223V224H186ZM108 224V223H107ZM200 224H202V221L200 222ZM93 226V225H90ZM115 226V225H114ZM225 226V225H224ZM223 226V227H224ZM245 226V225H244ZM227 227V226H226ZM87 229V230H86ZM223 229V228H222ZM90 230V229H89ZM92 230V229H91ZM121 230V229H120ZM144 230V229H143ZM174 230V229H173ZM184 230H186V233L183 232ZM208 228L205 229V231H207ZM224 230V229H223ZM230 230V229H229ZM232 230V229H231ZM94 231V230H93ZM157 231V230H156ZM198 232V231H196ZM92 233V232H91ZM106 233H108V235H106ZM147 234H151V230L147 229L146 230ZM154 233V232H153ZM240 233V232H239ZM200 234V233H199ZM198 234V235H199ZM106 236V237H105ZM147 236V235H146ZM97 238V237H96ZM146 238V237H145ZM193 239V238H192ZM196 239V238H195ZM229 239V238H228ZM225 240L226 243L223 244L224 247H226L228 250H230L229 254L230 255H235V250L237 247H239L240 249V253L244 254L249 247V243H247L250 240H246V235H242V237H239V240ZM97 240V239H95ZM170 241L169 238L165 239V242ZM198 241H202L201 244V249L202 252L206 251L208 252L210 246L213 244V240H198ZM23 242L21 244H23ZM94 242V243H93ZM136 244H134V243ZM16 243V244H15ZM102 243V244H100ZM15 244V245H14ZM20 244V245H21ZM36 246V248L34 247V245ZM24 245V244H23ZM23 245H21L23 247ZM101 245H103L104 247H102ZM200 245V244H199ZM218 245V244H217ZM25 246V245H24ZM212 247V246H211ZM18 249H20L19 247H17ZM28 248V247H26ZM101 249V250H99ZM15 250V249H14ZM23 250V248H22ZM17 251V250H16ZM168 251V252H167ZM18 252H20L21 254L23 252H21V250H18ZM17 252V253H18ZM220 253V252H219ZM255 253V252H254ZM260 253V252H259ZM28 254V253H27ZM32 254V256H33ZM212 254V253H210ZM215 254V253H214ZM19 255V254H18ZM23 255V254H22ZM21 255V256H22ZM37 255V254H36ZM204 257L201 260V264H236L238 263V260H236L237 258L241 257V256H225L227 258H223L224 255L221 254H215V256L217 255L218 257L216 258H209L211 259L210 261L208 260V257L206 256L205 253H203ZM213 255V254H212ZM221 255V256H220ZM20 256V255H19ZM30 257V255L28 254L27 257ZM35 256V255H34ZM258 256V255H255ZM24 257V256H23ZM246 257V256H245ZM263 257V255H262ZM26 258V257H25ZM31 258V257H30ZM125 258L127 260H129V263H125ZM235 258V259H233ZM247 259L249 257H246ZM256 258V257H255ZM3 259V260H4ZM28 259V258H27ZM26 259V260H27ZM33 260V258H31ZM30 259V260H31ZM36 260V257L34 258ZM25 260V259H24ZM25 260V261H26ZM207 260L208 263L205 261ZM241 260V259H240ZM245 260V259H243ZM242 260V262H243ZM37 261V260H36ZM37 261V264H38ZM122 261V259H121ZM30 262V261H29ZM36 262H34L35 264ZM240 263V262H239ZM259 263V262H258ZM26 264V263H25ZM32 264V263H30ZM245 264H257L255 262L252 261H248ZM262 264V263H260Z\"/></svg>", "mask_w": 264, "mask_h": 264}, {"label": "water", "instance_id": "95a60500", "mask_svg": "<svg viewBox=\"0 0 264 264\" xmlns=\"http://www.w3.org/2000/svg\"><path fill=\"white\" fill-rule=\"evenodd\" d=\"M86 94H87V91L85 90V91L82 92L81 97H82V98L85 97Z\"/></svg>", "mask_w": 264, "mask_h": 264}]
</instances>
